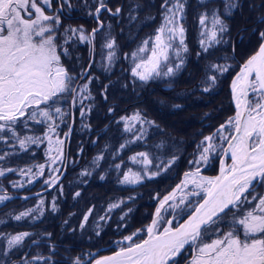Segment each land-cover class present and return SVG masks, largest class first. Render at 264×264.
I'll list each match as a JSON object with an SVG mask.
<instances>
[{
  "label": "trees",
  "instance_id": "trees-1",
  "mask_svg": "<svg viewBox=\"0 0 264 264\" xmlns=\"http://www.w3.org/2000/svg\"><path fill=\"white\" fill-rule=\"evenodd\" d=\"M236 1V7L228 8L232 0H186L183 25L188 52L178 61H173V74L145 82L132 73L131 53L152 37L161 25L164 0H106L112 12L117 8L121 11L118 15L102 11L99 17L104 27L93 39L94 65L81 82V85L90 82L88 112L81 117L80 105L77 98H73L74 91L65 95L61 105L65 112L71 113L64 117V123L59 121L61 134L71 128L72 112L75 119L68 153V138L65 142V158L68 154L69 165L59 185L43 194L47 200L56 196L59 210H47L43 220L35 223L28 218L17 220L18 215L43 196L31 195L47 188L38 191L37 185L21 191L7 189L10 195L16 197L0 208V220H4L0 234L29 232L30 235L21 248L12 251L6 264L21 260L27 254L29 258L38 254L47 258L38 264H73V259L86 250L97 251L105 247L112 252L117 240L148 226L161 199L170 194L192 168L191 162L199 152L201 141L234 115L231 82L264 40L260 36L264 32V23L260 22L264 19V0ZM70 4L71 7L65 5L60 13L55 38L56 43L66 47L71 54L69 57L62 56L61 61L67 71L76 77L73 81L75 89L82 79L81 73L90 63L92 44L90 47L74 38L65 45V29L83 26L90 32L99 24L95 16L89 14L95 11L94 0H71ZM59 7V0H52L51 7L44 5L47 15H56ZM206 11H217L227 25V30L221 32L220 42L207 47V51L202 46L200 35V19ZM109 36L116 42L118 59L109 69L99 68L100 51ZM181 60L182 65L179 64ZM214 65H228V68L219 74ZM211 77L218 81L212 82ZM206 88L208 91H205ZM135 112H139L150 126L142 141L128 142L123 118ZM15 131L24 136L42 135L46 124L29 123L25 128L18 123ZM12 139V134L8 135L7 144L12 143ZM5 143L0 142L2 146ZM6 151L10 154L2 162H8L6 166L12 169L0 176V181L6 185L14 178L16 170L45 157V145L36 148L34 155L32 150L17 154L9 148ZM143 152L155 159L154 164L157 161L161 163L158 176L135 187L120 185L119 179L125 169L132 166L130 158ZM96 155H103L99 169L89 182L79 180L78 173ZM218 167L219 159L216 158L213 166L206 171L214 175L218 173ZM117 200L127 201L125 207L134 209L123 221L115 222L113 218L107 224L102 222L98 232L96 223L91 226L92 220L96 215L100 217L108 205ZM247 205L245 203L235 210L237 217ZM189 211H183L181 223ZM231 221L232 215L229 214L220 225L222 232L230 230ZM212 234L205 239L211 241L217 238L216 234ZM38 250L41 252L36 253ZM184 255L179 258L181 264L187 263Z\"/></svg>",
  "mask_w": 264,
  "mask_h": 264
},
{
  "label": "snow or ice",
  "instance_id": "snow-or-ice-1",
  "mask_svg": "<svg viewBox=\"0 0 264 264\" xmlns=\"http://www.w3.org/2000/svg\"><path fill=\"white\" fill-rule=\"evenodd\" d=\"M59 2L57 14L47 15L41 4L51 7L52 0H39V3L38 0H0V139H4L3 133L11 132L18 139L21 149H25L28 144H38L41 140L33 136L20 139L15 131L18 123H22L25 128L30 122L46 124L48 133H52L57 126V120L64 123V117L71 115L61 105L65 95L74 91L73 81L76 77L67 71L61 61V57H69L70 52L63 45H58L55 38L60 25V13L65 5L71 7V4L70 0ZM185 2L186 0H164L161 5L163 24L157 30L151 57L142 58L133 69V75L140 80L148 81L153 74L160 75L161 61H167L168 49L171 47L163 39L165 33L168 41H178V57L181 48L184 52L188 51L184 44L185 29L182 24ZM94 3L95 11L89 14L95 16L99 27L85 35L83 26H69L65 29V45L71 40L69 33L78 36L81 41L91 42L100 28L104 27L99 20L101 12L118 15L121 11L117 8L112 12L106 0H94ZM229 7L236 5L229 4ZM206 18L205 13L200 23L204 24ZM260 22L264 23V19ZM213 26H219L221 32L227 30L224 22L215 14ZM216 36L217 33L213 31L212 39L216 40ZM260 36L264 39V32ZM201 43L203 46V41ZM147 44L146 40L144 47L138 49V52L147 51ZM114 45L113 39L107 42L106 47L112 49ZM204 50L207 51V48ZM136 55L133 53V56ZM108 59L111 61V53ZM213 67L219 72L227 71V66ZM173 72L172 67H167L164 75H171ZM86 75L87 73H81L82 77ZM211 80L215 82V77H211ZM232 89L238 111L235 117L227 121V125L232 126L235 134L222 137L229 141L225 155L231 154V164L226 166L222 163L220 175L216 177L200 176L199 169L195 173L185 174L183 184L187 186L188 178L191 177V183L199 191L190 195L201 196L202 192V202L192 208L183 223L172 227V221H166L168 226L162 231L157 227L161 215L160 209H157V219L146 229L140 230L146 232V238L135 242L133 236L125 237L129 242L127 246L120 247L111 256L96 259L95 264H181L179 258L186 245L195 246L196 250L189 264H264V194H254L257 184L264 187V44L242 65L240 73L232 83ZM88 91L87 84L80 89L81 104L85 98L83 94ZM250 93L251 101L247 99ZM75 103L74 99L73 104ZM80 115L83 117L85 113L81 111ZM227 125H221L217 131L225 129ZM48 139L51 145V137ZM212 139L211 136L205 137L209 143L203 148L200 160H207V154L213 148ZM62 143L63 141L57 140V144ZM139 155L146 157L144 153ZM132 160L135 161L136 157H132ZM40 167L42 172L43 166ZM4 174L0 170V176ZM128 179L126 176L125 180ZM134 179L138 181L139 175H134ZM174 199L175 193L165 197L161 208ZM252 201L257 203L251 210H245L237 217L235 210L245 203L251 204ZM27 214L22 213L21 216ZM229 214L232 215L230 230L222 232L220 225ZM21 216L16 219H21ZM237 225L242 226V232ZM210 233L216 234L217 238L210 243L205 242L204 238ZM28 235L30 234L22 233L13 236L8 241L9 248L21 243ZM134 235L138 236V233ZM73 264L83 262L77 257Z\"/></svg>",
  "mask_w": 264,
  "mask_h": 264
},
{
  "label": "rangeland",
  "instance_id": "rangeland-1",
  "mask_svg": "<svg viewBox=\"0 0 264 264\" xmlns=\"http://www.w3.org/2000/svg\"><path fill=\"white\" fill-rule=\"evenodd\" d=\"M202 1L203 0H198V2H202ZM232 1H233L232 4H235V5L237 4L236 0H232ZM70 2H71V0H70ZM38 3H39V0H38ZM41 6L44 7V5H42V4H41ZM228 8H230V7H228ZM184 9H185V5H184ZM206 14H207V18L205 19V23L204 24L200 23L201 28H202L200 35L202 37L204 48L210 47L212 44L220 42L219 38H221V36H220L221 31L219 30V26H216L215 28L213 26V15L215 14L216 16L219 17V14L217 13V11H215V12L206 11ZM184 20H185V10H184L183 21ZM221 20L226 25V22L223 19H221ZM183 21H182V24H183ZM162 24H163V18L161 21V25L158 27V29L162 26ZM183 27H184V25H183ZM226 27H227V25H226ZM77 28H79V27H77ZM83 29L85 30V32H84L85 35H88L89 33L92 32V31L88 32V30H86L85 28H83ZM102 29L103 28H101V30ZM101 30H99V31H101ZM157 30L152 37L146 39L148 41V44H147L148 50L147 51L138 52V49H140L141 47H144V42L146 41L145 40L140 46H138L136 49H134L133 52L131 53L132 73H133V69L135 68L136 64L140 63L142 58L146 59V58L151 57V49L153 47H155V36L158 34ZM213 31H215L217 33L216 40L212 39V32ZM68 35L71 36V40H73L74 38L78 39V36H72L71 33H69ZM106 39H107L106 43L103 44L101 51H100V58L98 60L97 67L109 69L112 66H114V63L118 59V51H117V47L115 48L116 42H115V45L112 49L107 48L106 47L107 42H109L110 40H113V38L109 36ZM163 39H164L165 43L171 44V47L168 49V59H167V61H163V60L161 61L160 68H159L160 75L157 76V75L153 74L152 78L149 80H155V78H157L159 76H161V77L168 76V75H164V73L167 70V67H172L174 69L173 61H178L179 58L181 59L182 56H184L186 53L181 48L180 54L178 57L177 52H176L177 47H178V41H176V40L168 41L167 33H165ZM79 41L81 43L89 44L91 47V44H92L91 42L86 41V40L85 41L79 40ZM184 44L188 49V46L186 44V30H185V34H184ZM260 45H259V47H260ZM259 47H258V49H259ZM258 49H257V51H258ZM92 52H93V49H92ZM109 53L112 54L111 61H109V59H108ZM133 53H136L137 55L133 56ZM179 64L182 65V63H179ZM93 65H94V63H93ZM224 66H227V68H228V65H224ZM92 67H91V69H92ZM88 68H89V65L85 69L84 73L87 72ZM91 69H90V71H91ZM90 71H89V73H90ZM89 73L86 76H83L82 78L85 79L89 75ZM219 74H221V72H219ZM135 77L140 80V78L138 76H135ZM234 78H233V80H234ZM233 80H232V82H233ZM216 81H218V80L215 79V82ZM232 82H231V86H232ZM89 83L90 82L86 83L87 86L89 85ZM86 84H84V85H86ZM80 85H81V83H80ZM80 85H79L80 88L78 87V89H77L75 98H77L78 104L80 105V110L86 114L88 112L87 109L89 107V105H87L88 99L90 98L89 93H88L89 91L83 94L85 98L83 99V103L81 104L80 103V100H81L80 89L84 85H81V86ZM88 89H89V87H88ZM231 96H232V91H231ZM251 100H252V94L250 93L249 94V101H251ZM232 101H233V99H232ZM233 117H235V113L231 118H233ZM56 123H57V126L55 127V130L52 133H48V129H47V125H46V131L44 134H42V135H33V134L28 135V136H33V137H39L41 142L38 144H28L25 149L20 148L18 139L14 138V137L12 139V143L7 144V137H8V135L12 134L11 132H5L2 134L4 136V139H0L1 140L0 142H3V143L6 142V143L4 146H2L0 144V157H2V159H0V162H2L6 158V156H8L10 154V152L6 151V150H8V148L11 149V151H14L16 154L19 152H26L28 150H32V154L34 155V153L36 152V148H39L42 145H45V157L43 160L38 159L37 161L33 162L29 166H24V167H21L20 169L16 170L14 178L8 182V185H6L3 181H0V198L6 197V199H0V208H2L5 204H7V202H10L14 197H16V196L10 195L9 191L7 189H10V191L11 190L12 191H21V190H26L28 188L39 185L37 187V190L41 191L42 188L50 187L62 175L65 160H66V158H65V142H66L67 138L69 139L70 129L68 131H66L64 134H61V132H60L61 131V129H60L61 124L59 123V120H57ZM123 123H124L125 131L127 133V137H128L127 141L128 142L142 141L145 138L147 131L149 129V126H150V124L147 122V120H145L139 112L132 113L129 117L123 118ZM226 123H227V121L222 125H227ZM30 124H35V123L30 122ZM220 128H221V126L218 129H220ZM217 130L212 135H209L211 137L213 136V139L211 141L213 148L207 154V157H208L207 160L206 161L200 160V156L203 153V148L207 147L208 143H209L208 141H204V139H205L204 138L200 143L198 154L196 155L193 162H191L192 168L189 171H187L186 173H195L197 171V169H199V174L201 176L216 177L218 175V173L214 174V175L209 174L206 171V169L211 168L213 166L214 160L216 158L219 159V162H220V159L223 155L224 149L229 142L228 140H225L222 137L229 136L230 134L233 135L234 131H232V128L230 129L227 127L225 129H222L219 132ZM18 136L20 139H23L25 137L24 135H20L19 133H18ZM49 136L51 137V145H49V139H48ZM209 136H207V137H209ZM57 140H61V141H63V143L57 144ZM67 145H68V143H67ZM79 152L80 151H78V153ZM143 153L146 154V157H142L139 155L141 153H137V154L132 156V157H136L135 161L132 160V157L130 158V162H131L132 166L128 169H125L126 171L122 174V176L119 179L120 185L128 186V187H135V186H138L141 183H143L145 180L152 179V178H155L158 176L157 171L159 170V166H161V163L159 161H157V163L154 164L155 159L152 158L147 152H143ZM71 161L72 160H70V164H71ZM102 161H103V155H96L92 159L90 164L87 165L83 170H81L78 173L79 180L84 179L85 183L89 182L90 179L95 174V172L99 169ZM231 162H232L231 159H228L226 166L230 165ZM7 163L8 162L0 163V170L4 171V173H6V172L8 173L9 167L6 166ZM68 165H69V162H68ZM40 166H43L42 172H41ZM218 170H219V167H218ZM136 174H138L140 177V179L138 181H136L134 179V175H136ZM185 174L183 175L181 182L182 181L184 182V180L186 178ZM126 176L129 178L127 181L125 180ZM183 182L181 185L179 183L178 184V186L180 185L179 187L177 186L170 194L165 196V197H167V196H170L172 193H175V199L174 200H169L167 203L164 204V207L161 208V203H163L164 198H165V197H163L161 199V201L158 203L156 209L154 210V212L157 209H160V211H161V215L159 217V223L157 225L158 229H160L161 231L163 230L164 227L168 226L165 222L169 221V220L172 221V227H177L179 224H181L183 211L184 210H190L191 211L192 208L195 207V205L198 202H201V197L203 196V193L201 192V196L190 195V193H192L194 191H199V190L195 188V185L192 184L191 181L188 182L187 186H185L183 184ZM62 189H61V191H62ZM250 191H251V189H250ZM256 193L264 194V187H261L260 185L257 184L254 194H256ZM56 200H57L56 196L47 200V197L45 195H43L37 201V203H35L33 206L25 209L22 212V213H28L27 215L21 216V214H22L21 213L18 216H21V218H28V219H30V221H32L34 223L37 221H41V220H43L44 215L47 212V210H52L54 212H57L59 210V206L56 204ZM181 200H184V203H181ZM256 203H257V201H252L251 204L247 205V207L244 206V208H242L240 210V213L242 214L245 210H251V208ZM127 204H128V202L123 201V200H117V201L112 202L110 205H108L106 211L102 215H100V217H98V215H96V217L92 220L91 226L96 223L95 229L98 230V232H99L101 230L100 224L102 222L104 224H107L113 218L116 219L115 222H118L120 220L123 221V219L128 217L129 214L134 209V207H130V206L125 207ZM170 205H172V207H170ZM175 205H179V207H174ZM53 206H55V208ZM89 214H90V211L86 215L87 219L89 217ZM173 217H175V219H173ZM87 219L86 220L84 219V221L82 223L83 226H85L84 224L86 223ZM3 222H4V220L1 219L0 220V226ZM150 223L148 224V226H150ZM148 226H144L143 228H138L135 232H132L131 234L126 235L125 237L133 236V241L139 242V239L147 237L146 232H143L140 230L146 229ZM239 229L242 232V226H240ZM93 230H94V228H93ZM22 233H29V232H22ZM22 233H19V234H22ZM134 233H138V236L134 235ZM19 234H14V235H12L11 233L10 234H7V233L6 234H4V233L0 234V264H6L7 261L11 259L10 256H11L12 251L17 249V248H21L23 246L24 240L26 239L27 236L23 239V241L21 243L14 245L11 248H9V246H8V241L13 236H16ZM125 237L117 240L114 243L115 247H114V250L112 252H110L111 251L110 249L104 247V248H100L97 251L86 250L85 252H83L79 256H76L75 258L79 257L80 260L83 262V264H92L95 262L96 259H99L103 256L114 254L116 251H118L120 249V247L127 246V244L129 242L124 239ZM205 238H204L205 242H209V243L211 242V241H207ZM241 238L243 239V236H241ZM34 243L36 245L38 244V242H34ZM185 251H186V253H185ZM40 252H41V250L36 251V253H40ZM94 253H96V254H94ZM184 253H185V255H184ZM182 254L184 255L185 260L188 259L187 263H189L190 260L192 259V257L196 254L195 246L189 247L187 245L185 247V249L183 250ZM75 258L73 259V261L75 260ZM45 259H47V258L43 257L41 254L34 255V257H32V258H29L28 254H27L21 260L14 261L11 264H38V263H42Z\"/></svg>",
  "mask_w": 264,
  "mask_h": 264
},
{
  "label": "water",
  "instance_id": "water-1",
  "mask_svg": "<svg viewBox=\"0 0 264 264\" xmlns=\"http://www.w3.org/2000/svg\"><path fill=\"white\" fill-rule=\"evenodd\" d=\"M91 43H92V49H93V52H92V57H91V61H90V64H89V68H88V70H87V72H86L87 74L89 73V71H90V69H91V67L93 66V63H94V40H93V39L91 40ZM261 44H264V40L262 41ZM255 54H256V53H255ZM241 68H242V67H241ZM240 71H241V69L239 70L238 74L240 73ZM238 74H237V75H238ZM237 75H236V76H237ZM235 78H236V77H235ZM235 78H234V80H235ZM83 80H84V78H82V79L79 81V83L77 84L76 88L74 89V92H73V98H75V96H76V92H77V89H78L80 83H81ZM234 80H233V81H234ZM232 83H233V82H232ZM231 91H232V99H233L234 108H235V111L237 112L238 109H237V107H236V97H235V94H234V92H233L232 86H231ZM247 99L249 100V96L247 97ZM236 112H235V115H236ZM74 121H75V119H74V114H73V112H72L70 135H69L68 145H67V153H68L69 144H70V141H71V135H72L73 127H74ZM234 134H235V133H234ZM234 134H233V135H234ZM228 143H229V142H228ZM227 148H228V144H227V146L225 147L224 152H223V155H222V157H221V159H220V162H219L218 175H220L221 164L223 163L224 165H226L228 159H231V155H230V153H228V155H225V152L227 151ZM68 162H69V158H68V154H67V157H66V160H65V164H64V168H63V173H62V175L59 177V179L56 180L55 183H53V184H52L50 187H48L45 191H42V192H38V193H36V194H33V195H31V197L41 196V195L45 194L46 192H49V191L53 190L57 185H59V183L62 181V179L64 178V176H65V174H66V172H67ZM218 175H217V176H218ZM182 182H183V181H182ZM182 182L180 183V185L182 184ZM180 185H179V186H180ZM24 198H27V197H24ZM201 202H202V201H201ZM156 212H157V210H156V211L154 212V214H153V218H152V221H151L150 225L152 224L153 220L157 219V217H156ZM183 222H184V221H183ZM183 222H182V223H183ZM111 255H113V254H111ZM111 255H107V256H111ZM92 264H95V262L92 263Z\"/></svg>",
  "mask_w": 264,
  "mask_h": 264
},
{
  "label": "bare ground",
  "instance_id": "bare-ground-1",
  "mask_svg": "<svg viewBox=\"0 0 264 264\" xmlns=\"http://www.w3.org/2000/svg\"><path fill=\"white\" fill-rule=\"evenodd\" d=\"M230 155H231V154H230ZM199 175H200V174H199ZM200 176H201V175H200ZM188 179H189V181H191V177H189ZM186 246H187V245H186ZM186 246H185V247H186Z\"/></svg>",
  "mask_w": 264,
  "mask_h": 264
},
{
  "label": "built area",
  "instance_id": "built-area-1",
  "mask_svg": "<svg viewBox=\"0 0 264 264\" xmlns=\"http://www.w3.org/2000/svg\"><path fill=\"white\" fill-rule=\"evenodd\" d=\"M231 127V125H227V128H230Z\"/></svg>",
  "mask_w": 264,
  "mask_h": 264
}]
</instances>
